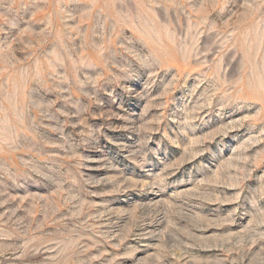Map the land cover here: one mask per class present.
Returning a JSON list of instances; mask_svg holds the SVG:
<instances>
[{"label":"rangeland","instance_id":"1","mask_svg":"<svg viewBox=\"0 0 264 264\" xmlns=\"http://www.w3.org/2000/svg\"><path fill=\"white\" fill-rule=\"evenodd\" d=\"M0 264H264V0H0Z\"/></svg>","mask_w":264,"mask_h":264}]
</instances>
